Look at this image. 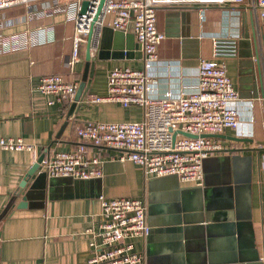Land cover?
Returning <instances> with one entry per match:
<instances>
[{"label":"crops","instance_id":"1","mask_svg":"<svg viewBox=\"0 0 264 264\" xmlns=\"http://www.w3.org/2000/svg\"><path fill=\"white\" fill-rule=\"evenodd\" d=\"M43 1L0 9L3 36L41 25L55 27L54 41L0 53V136L22 137L37 151L0 148V211L36 156L47 148L46 156L81 142L78 125L88 120H141L145 113L139 104L86 99L89 94H107L112 67H144L135 34L109 23L100 27L87 68V34L82 33L79 58L71 66L75 24L61 9L46 11ZM238 7L242 5L230 1L159 5L158 27L166 37L150 73L157 95L167 89L192 91L200 59L212 55V36L230 28L241 36L248 30L251 44L245 41L238 55L225 61L236 86L241 83L245 89L242 117L254 115L250 135L228 129L226 136H218L230 149L203 159V184L175 173H147L138 163L119 160L114 149L92 146L105 158L101 179L83 182L47 175L25 205L19 206L22 197L17 198L0 220V264H86L92 253L87 229L101 219L99 194L145 199L151 232L137 238L135 245L146 264H264V57L261 62L253 54L248 57L256 53L253 20L246 11L237 17L232 10ZM49 73H62L78 86L86 76L80 99L57 101L53 94L40 91V78ZM44 180L41 177L40 183Z\"/></svg>","mask_w":264,"mask_h":264},{"label":"built area","instance_id":"2","mask_svg":"<svg viewBox=\"0 0 264 264\" xmlns=\"http://www.w3.org/2000/svg\"><path fill=\"white\" fill-rule=\"evenodd\" d=\"M33 1L36 0H0V9L30 5ZM91 1L90 8L82 14L83 0H44L42 7L46 11L63 10L66 18L75 24L71 66L79 58L81 34H87L92 24L100 28L109 23L113 29L135 34L144 52V67H112L108 72L107 94H89L86 99L90 102L116 101L125 106L139 104L145 109L144 117L125 121L88 120L78 125L77 135L81 142L71 149L54 150L43 159L39 170L48 176L74 179L102 177L105 158L91 148L97 146L116 150L119 160L138 163L147 173H175L183 180L203 184V159L228 149L215 134L234 129L237 135L248 136L254 121L253 114L242 117L240 90L225 61L228 56L238 55L241 33L230 28L224 35L212 36V55L200 59L198 80L192 85V91L176 93L167 89L163 95H157L152 92L155 77L150 71L159 58V44L166 37L158 27L157 10L161 4L182 1L241 4L242 7L232 12L241 18L246 11L252 18L257 44L253 55L261 62L264 57V0H105L98 15L100 0ZM54 40L55 27L49 25L8 37L0 33V53ZM38 88L53 94L57 101H63L75 96L78 83L68 80L62 73H49L40 78ZM261 98L264 99V92ZM0 148L37 152L33 144L14 136H0ZM100 198L101 219L87 229L91 234L92 253L86 264H146L143 252L135 245L137 238L145 237L151 230L145 199L103 195Z\"/></svg>","mask_w":264,"mask_h":264},{"label":"water","instance_id":"3","mask_svg":"<svg viewBox=\"0 0 264 264\" xmlns=\"http://www.w3.org/2000/svg\"><path fill=\"white\" fill-rule=\"evenodd\" d=\"M104 1L105 0H100L99 4H98V13L97 15L101 12L102 10V7H103V4H104ZM92 4V1L91 0H83L82 2V7H81V10H80V13H84L86 12L90 6ZM98 27H95L94 24H92L88 30V33H87V43H86V60H87V63H86V67L88 68L89 66V62L92 58V53H91V50H92V47H97V39H96V36H97V32H98ZM249 41V44H251V39L249 37V31L248 30H244L241 38L239 39V45L244 42V41ZM254 43H256L255 41V38H254ZM257 45V44H256ZM253 53H250L248 55V57H251ZM85 83H86V76L83 77V80L80 82L79 86H78V89H77V92L75 94V99L76 100H79L81 95H82V92L84 90V87H85ZM253 89V88H252ZM251 89V91H252ZM256 89V87H255ZM239 90H240V93L242 94L243 96V93L245 91L244 89V86L240 83L239 85ZM251 97L253 96L252 93H250ZM259 94L255 95V97H258ZM187 135H192L190 133H186ZM215 136H226L225 134L223 133H218V134H215ZM229 137H232V138H236L238 140H251L252 138H249V137H238V136H233V135H228ZM230 148H228L229 150ZM48 150V148L46 149V151ZM46 151L42 152L36 159L35 161L31 164V166L29 167V169L26 171V173L24 174L23 178L21 179V181L19 182V185L16 187V189L14 190V192L12 193V195L10 196L9 200L7 201V203L5 204V206L3 207V209L0 211V220L7 214V212L9 211L10 207L15 203V201L17 200V198L19 197H22V200L19 202V206H23L25 205V202L29 199V197L31 196L32 192L34 191V189L36 188V186H39L41 184H44L46 183V179H47V173L46 172H39V168H40V165H41V162L43 161V159L46 157ZM37 173V176H36V179L35 181L31 184V186H29L27 188V184L29 182V180L32 178V176L34 174ZM41 177H44L45 180L44 182L40 183L41 182ZM64 177V176H63ZM64 178H71V177H64ZM53 179V178H52ZM100 180L101 177H96V178H91V179H76L78 181H83V182H92V181H96V180ZM101 196V194H99ZM151 232V230H150Z\"/></svg>","mask_w":264,"mask_h":264},{"label":"rangeland","instance_id":"4","mask_svg":"<svg viewBox=\"0 0 264 264\" xmlns=\"http://www.w3.org/2000/svg\"><path fill=\"white\" fill-rule=\"evenodd\" d=\"M245 41H246V40H245ZM245 41H244V42H245ZM244 42H243V43H244ZM247 42L249 43V41H247ZM243 43H242V45H243ZM242 45L240 44V47H241ZM240 94H241V93H240Z\"/></svg>","mask_w":264,"mask_h":264}]
</instances>
